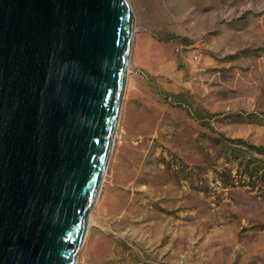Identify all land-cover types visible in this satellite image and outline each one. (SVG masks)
Segmentation results:
<instances>
[{
  "label": "rangeland",
  "instance_id": "obj_1",
  "mask_svg": "<svg viewBox=\"0 0 264 264\" xmlns=\"http://www.w3.org/2000/svg\"><path fill=\"white\" fill-rule=\"evenodd\" d=\"M127 1L122 106L73 264H264V0Z\"/></svg>",
  "mask_w": 264,
  "mask_h": 264
},
{
  "label": "water",
  "instance_id": "obj_2",
  "mask_svg": "<svg viewBox=\"0 0 264 264\" xmlns=\"http://www.w3.org/2000/svg\"><path fill=\"white\" fill-rule=\"evenodd\" d=\"M134 25L127 0H0V264L74 263Z\"/></svg>",
  "mask_w": 264,
  "mask_h": 264
},
{
  "label": "trees",
  "instance_id": "obj_3",
  "mask_svg": "<svg viewBox=\"0 0 264 264\" xmlns=\"http://www.w3.org/2000/svg\"><path fill=\"white\" fill-rule=\"evenodd\" d=\"M251 147H253V146H251ZM254 149L259 150V151H264L263 149H260V148H254Z\"/></svg>",
  "mask_w": 264,
  "mask_h": 264
}]
</instances>
